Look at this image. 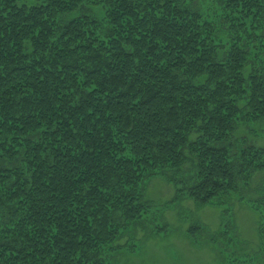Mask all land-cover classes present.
Returning a JSON list of instances; mask_svg holds the SVG:
<instances>
[{"label":"trees","instance_id":"1","mask_svg":"<svg viewBox=\"0 0 264 264\" xmlns=\"http://www.w3.org/2000/svg\"><path fill=\"white\" fill-rule=\"evenodd\" d=\"M263 120L264 0H0V264H112L155 177L228 214Z\"/></svg>","mask_w":264,"mask_h":264},{"label":"rangeland","instance_id":"2","mask_svg":"<svg viewBox=\"0 0 264 264\" xmlns=\"http://www.w3.org/2000/svg\"><path fill=\"white\" fill-rule=\"evenodd\" d=\"M241 138L263 146L264 120L242 126L237 140ZM248 185L240 184L229 197L225 214L221 205L197 207L186 198L176 200L172 184L151 178L144 192L151 204L144 226L120 239L111 263L264 264V171ZM191 228L196 234L188 232Z\"/></svg>","mask_w":264,"mask_h":264}]
</instances>
